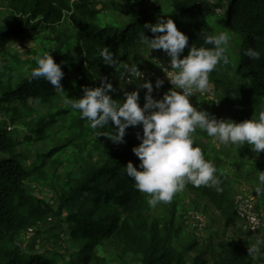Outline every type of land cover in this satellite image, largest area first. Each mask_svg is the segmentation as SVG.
<instances>
[{
  "label": "trees",
  "instance_id": "obj_1",
  "mask_svg": "<svg viewBox=\"0 0 264 264\" xmlns=\"http://www.w3.org/2000/svg\"><path fill=\"white\" fill-rule=\"evenodd\" d=\"M98 3L95 0H6L11 22L0 36V51L12 41L33 40L49 30L55 42L50 53L65 73L61 85L65 92L68 90L79 98L84 87L99 86L101 77L107 76L113 85L119 84L121 65L136 51L141 33L145 32L150 39L154 36L143 28L145 23L171 18L189 38L184 56L192 45L211 47L204 45V34L214 35L210 22L218 15L241 40L236 63L233 64L228 51L230 64L218 65L209 75L220 107L239 123L252 119L244 108L264 105V0H171L169 13L154 9L145 0H131L127 21L121 25L102 22ZM104 47L117 61L114 68L104 65L100 55ZM248 48L258 51L260 59L245 56ZM33 68L25 79L15 84L10 79H0V110L8 115L10 122L9 126L0 123V264H101L106 253L117 255L122 264H184V252L172 242L180 227H175L173 221L161 224L157 218H151L147 203L151 197L138 191L135 182L126 175L129 161L134 166L140 163L132 148L140 143L136 134H143L141 126L126 129L125 143L116 144L106 136H98L101 132H114L111 121L103 128L93 129L89 121L79 118L77 132L71 140L78 141L75 150L81 156L77 173L66 178L59 193L51 196L52 202L29 191L27 184L46 172L43 156L51 158L60 150L53 146L48 153L38 155L40 161L29 166L25 163L28 153L19 150L24 144L17 136L19 124L27 129L23 134L25 142L45 140L51 127V120L29 118L34 110L28 101L50 103L59 98L60 91L49 82L31 78ZM113 99H117L115 94ZM246 146L230 145V150H226L229 152L222 154L225 152L222 151L219 155L233 162L241 158ZM221 156L214 164L223 191L191 184L186 187L210 201L232 226L238 218L230 193L231 183L240 182L241 178L236 174L240 179L228 181L220 174ZM44 224L56 230L48 236L52 248L41 246L42 252L24 251L18 240L24 234L26 238L37 236L43 242L42 236L47 232L42 229ZM63 236H66L65 248L60 244ZM249 241L248 236L223 240L218 243V252L205 245L193 258V264H264V256L253 259L249 255ZM193 245L189 244L186 250H192ZM206 256L209 260L204 259Z\"/></svg>",
  "mask_w": 264,
  "mask_h": 264
},
{
  "label": "clouds",
  "instance_id": "obj_2",
  "mask_svg": "<svg viewBox=\"0 0 264 264\" xmlns=\"http://www.w3.org/2000/svg\"><path fill=\"white\" fill-rule=\"evenodd\" d=\"M143 28L150 30L154 36L150 39L145 32L141 33V43L150 46L151 50H163L170 58V68L164 67L156 75L165 81L155 78V75L150 80H144V76L152 72L144 74L138 70L137 65L122 64L121 79L127 84H134L135 90L126 91L121 84L119 89L114 88L108 77L104 76L100 78L99 86L84 87L82 96L69 99L61 85L65 73L49 50L42 57L36 58L31 78H43L64 93L65 102L72 110L79 112L81 119L89 121L91 128H103L111 121L115 126L114 132H101L98 136H106L113 143H125L126 129L142 126L143 134H136L140 143L132 148L140 163L134 166L129 161L125 170L126 175L135 182L137 190L151 197L147 200L150 207L171 203L176 194L183 192L188 184L215 188L221 192L222 181L217 175L216 165L196 145L193 134L198 129L213 138L217 147L236 145L241 148L247 144L257 156L264 151V111H260L257 118L237 123L231 118L216 117L215 113L220 107L217 101L211 102L205 98L190 103L195 93L209 91L212 85L209 75L218 65L230 64L229 34L227 31L215 35L205 33L204 45L211 47L192 45L187 55L181 58L189 38L178 30L171 18L162 17L154 24L145 23ZM100 55L104 65L116 66L117 61L107 47L101 50ZM244 55L253 60L260 59V53L252 48L245 50ZM161 88L169 90L159 99L154 98V90L159 93ZM142 89H146L143 106L139 94ZM117 91L123 92V99H113ZM258 172L259 184L255 192L264 195V171ZM234 210L242 230L248 232L243 229L242 220L237 215L235 200ZM248 252L254 255L256 248H248Z\"/></svg>",
  "mask_w": 264,
  "mask_h": 264
},
{
  "label": "rangeland",
  "instance_id": "obj_3",
  "mask_svg": "<svg viewBox=\"0 0 264 264\" xmlns=\"http://www.w3.org/2000/svg\"><path fill=\"white\" fill-rule=\"evenodd\" d=\"M100 3L97 7L102 10L100 16L102 22L108 25H121L127 21L128 4L131 0H95ZM154 9L160 8L162 13H169L171 0H145ZM107 12L105 13V8ZM218 14V13H217ZM216 18V17H215ZM213 18L210 22L211 27L214 29V35L227 31L230 37L228 51L230 52L231 60L233 64L238 59V46L240 47L241 40L239 37L231 32L229 28L224 24L223 18L217 15V18ZM215 20V21H214ZM11 22L10 11L6 5V0H0V36L3 30ZM63 26H67L63 23ZM54 36V34H53ZM17 44L22 49L18 48ZM55 42L52 41V35L47 30L44 34L28 41H12L6 46V49L0 51V79L9 80L11 84L17 83L21 79H25L28 76L29 69L35 67V60L37 57H42L46 51H50L54 48ZM136 51L125 60V64L137 65L138 70L144 74L152 72L155 76L158 75L162 68L169 67L170 58L164 53L163 50H151L150 46L140 43L135 49ZM185 52V51H184ZM228 52V55H229ZM187 55L186 53L184 56ZM183 58V56H181ZM170 68V67H169ZM231 77V76H230ZM234 80V79H232ZM139 83L142 81L138 80ZM211 83V80H210ZM113 84V83H112ZM121 85H124L126 91L135 90L134 84H127L124 79L120 78L118 85H113L114 88L119 89ZM155 85V83H153ZM168 85V84H166ZM168 88H161L159 93L155 90L153 96L159 99L163 93L167 92ZM146 89L140 90V104L143 106L144 94ZM66 96L69 99L75 98L70 91H66ZM217 92L210 84L209 91L206 93H195L191 98L190 103L196 102V100L209 99L211 102L217 101ZM59 98H56L50 103H43L42 101L32 100L28 101L34 111L29 118L34 120L43 119L46 122L51 120V127L46 133L45 140H36L33 142H25L23 134L27 132L26 127L23 124H19L17 127V136L20 138L23 145L19 146V150L28 153L25 163L29 166L33 162L40 161L42 158L38 156L42 153H48L53 146H58L59 151L57 155L51 158L43 156L46 160L47 167L46 172L42 177L36 178L33 182L27 184L29 191L35 196L46 198L52 202L51 196L60 190V187L65 183L66 178L69 175H75L78 171V166L81 161V156L75 150V145L78 141H71L77 132V121L80 118L79 112L71 109L70 105L65 102V94L59 92ZM117 99H123V92L117 91L114 93ZM16 105V103L14 104ZM264 110V105H260L254 108H244L251 118H257L260 111ZM2 116L0 123H4L9 126L8 115H5L3 110H0ZM216 117H228L222 108L219 107L215 113ZM11 126V125H10ZM142 127V126H141ZM14 126L12 132H14ZM196 145L200 146L204 151L206 158L211 159L214 163L217 157L222 151V154L229 152L230 145L225 147L223 145L217 147L213 143V138L208 137L207 133L202 130H197L193 134ZM234 154H237L235 152ZM241 154V153H240ZM26 155V154H25ZM238 156V155H235ZM221 163L218 171L226 180L240 179V182L231 183L233 190H231V197L234 202L238 196L250 198L256 212L260 213L264 217V195H257L255 192L256 187L259 184L258 171H264V151L257 156L247 145L242 149V156L232 162L233 159L221 156ZM234 163V164H233ZM52 164V165H50ZM239 175V177L235 175ZM252 178V179H251ZM149 215L151 218H157L161 224L174 222L175 227H180V232L172 237L174 247L179 251L184 252V264H193V258L201 251L204 250L205 245L211 250L218 252V243L223 240L245 239L247 236L250 238L248 242V248L255 247L256 252L251 255L253 259L264 256V235L251 234L244 232L241 228V223L238 221L235 225L229 226L225 220L220 216L219 212L214 209V206L210 201H206L198 191H193L187 187L183 192L176 194L171 203H160L156 207H150ZM198 215V218L195 216ZM51 220L47 222L49 224ZM50 225V224H49ZM49 225H43V231H47L43 234L44 241L40 242V238L27 237L23 234L18 240L19 244H22L24 251H44L41 246H48L52 248L49 237L50 234L56 232L52 230ZM51 230V231H49ZM32 234V232H29ZM32 236V235H31ZM194 243L192 250H186V247ZM63 248L67 246L66 236H63L60 242ZM76 247V246H75ZM74 252V250H73ZM209 260V256L204 258ZM101 264H122L121 259L117 255L112 253L104 254V260L101 259Z\"/></svg>",
  "mask_w": 264,
  "mask_h": 264
},
{
  "label": "built area",
  "instance_id": "obj_4",
  "mask_svg": "<svg viewBox=\"0 0 264 264\" xmlns=\"http://www.w3.org/2000/svg\"><path fill=\"white\" fill-rule=\"evenodd\" d=\"M154 74L144 76V80H150ZM163 79V77H157ZM165 81V80H164ZM169 84L170 81H167ZM235 209L237 215L242 220L243 229L251 233H264V219L256 212L253 203L249 198L238 196L235 200ZM198 218V215L195 216ZM255 221V222H254Z\"/></svg>",
  "mask_w": 264,
  "mask_h": 264
}]
</instances>
